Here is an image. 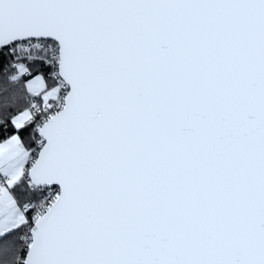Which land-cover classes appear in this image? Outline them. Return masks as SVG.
Masks as SVG:
<instances>
[{"label":"snow or ice","instance_id":"snow-or-ice-1","mask_svg":"<svg viewBox=\"0 0 264 264\" xmlns=\"http://www.w3.org/2000/svg\"><path fill=\"white\" fill-rule=\"evenodd\" d=\"M0 264H264V0H0Z\"/></svg>","mask_w":264,"mask_h":264}]
</instances>
